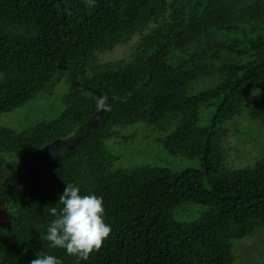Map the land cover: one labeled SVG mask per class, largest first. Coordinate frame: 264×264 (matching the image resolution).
<instances>
[{
  "label": "trees",
  "instance_id": "obj_1",
  "mask_svg": "<svg viewBox=\"0 0 264 264\" xmlns=\"http://www.w3.org/2000/svg\"><path fill=\"white\" fill-rule=\"evenodd\" d=\"M263 19L264 0H95L94 7L85 0H0V115L59 77L66 85L56 116L21 130L0 125V157L22 163L86 125L99 104L80 88L108 103L76 146L0 181L9 212L0 225V264H30L39 253L76 264L45 239L55 218L49 207L59 211L68 183L103 198L111 227L99 252L79 264H234L232 242L264 227V154L251 167L230 168L222 141L227 121L241 113L264 124V31L246 46L240 35ZM136 32L141 39L128 60L94 61ZM180 50L189 55L171 62ZM207 60L218 63V82L190 93L211 73ZM250 90L260 92L251 102ZM201 108L208 110L204 120ZM167 115L180 119L160 138L163 151L192 164L110 169L105 141L116 128L164 131ZM184 204L200 206L193 221L174 217Z\"/></svg>",
  "mask_w": 264,
  "mask_h": 264
},
{
  "label": "rangeland",
  "instance_id": "obj_2",
  "mask_svg": "<svg viewBox=\"0 0 264 264\" xmlns=\"http://www.w3.org/2000/svg\"><path fill=\"white\" fill-rule=\"evenodd\" d=\"M262 21V22H261ZM255 26V30L249 31V25L240 32L246 44L256 39V33L264 31V19ZM144 34L148 29L143 30ZM141 32V34L143 33ZM141 35L136 32L132 37L111 51L96 53L94 61L98 64L118 60H128L134 52V48L140 42ZM189 55V51H173L169 60L178 63ZM206 67L211 70L207 76H199L192 83L190 93H196L213 87L218 82L217 62L207 60ZM66 90L62 77L50 83L33 99L22 106L0 115V125L14 130L29 127L41 119L56 116L63 108L61 97ZM81 94L92 96L99 104V110L86 125L77 127L71 134L61 140L54 141L49 146L33 153L22 163L14 158L0 157V181L12 176H22L35 168L41 167L56 157L63 155L69 149L76 146L97 125L98 120L108 108V103L100 96L85 88H80ZM260 92L250 90L248 92L249 102L253 101ZM248 108L245 110L247 111ZM208 113L207 109L199 111L200 120H204ZM179 117L167 115V127L164 131L156 128L146 127L143 124H134L122 128H116V136L105 141L106 150L109 152L111 163L110 169H126L133 166H151L153 164L161 167L182 168L191 162L185 161L179 156H170L163 151L160 138L165 133L172 131L178 124ZM226 135L223 138L224 165L230 168L251 167L255 158L264 154V124L251 122L245 113H241L226 123ZM108 158V157H107ZM192 164V163H191ZM8 190L0 193V225L9 219V212L5 209L4 200ZM199 205L184 204L179 206L174 217L179 221H193L199 215ZM232 250L235 256L234 264H264V227L254 230L250 235L232 242Z\"/></svg>",
  "mask_w": 264,
  "mask_h": 264
},
{
  "label": "clouds",
  "instance_id": "obj_3",
  "mask_svg": "<svg viewBox=\"0 0 264 264\" xmlns=\"http://www.w3.org/2000/svg\"><path fill=\"white\" fill-rule=\"evenodd\" d=\"M85 3L95 6V0H85ZM58 203L62 205L59 211L55 206L49 207L55 218L46 229L45 239L50 248L63 249L79 264L93 252H99L110 235L111 227L104 222L103 198L81 195L78 186L68 183ZM30 264H62V261L54 255L39 253Z\"/></svg>",
  "mask_w": 264,
  "mask_h": 264
}]
</instances>
